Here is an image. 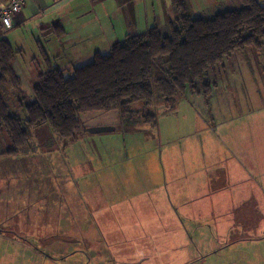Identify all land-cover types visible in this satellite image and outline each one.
I'll return each mask as SVG.
<instances>
[{"label": "rangeland", "instance_id": "374dc122", "mask_svg": "<svg viewBox=\"0 0 264 264\" xmlns=\"http://www.w3.org/2000/svg\"><path fill=\"white\" fill-rule=\"evenodd\" d=\"M69 1L72 19L87 12L65 29L71 34L59 37L53 26L39 33L34 24L5 33L20 50L13 62L20 87L7 89L11 114L27 117L19 101L34 102L37 77L50 68L45 54L63 53L60 65L88 64L92 57L76 55L95 46L108 54L147 26L170 35L177 17L173 0ZM185 1L189 14L203 19L243 6ZM82 30L91 32L87 39L59 42ZM221 65L206 79L209 97L188 91L169 105L156 92L148 109L156 127L124 129L116 110L81 113L86 133L76 140L38 129L28 151L0 154V264H264V196L253 179L234 180L237 172L224 162L231 140L242 144L250 134L264 160V41ZM102 128L108 131H96ZM10 147L5 134L1 149ZM221 171L218 200L231 204L250 191L249 209L235 216L225 203L219 216L199 217V189Z\"/></svg>", "mask_w": 264, "mask_h": 264}, {"label": "trees", "instance_id": "16d2710c", "mask_svg": "<svg viewBox=\"0 0 264 264\" xmlns=\"http://www.w3.org/2000/svg\"><path fill=\"white\" fill-rule=\"evenodd\" d=\"M9 1L0 0V4ZM241 2L239 9L203 19L189 14L185 0H173L177 17L169 22L170 35L151 27L127 35L108 54L97 52L91 62L72 71L50 67L40 73L33 88L34 102L19 101L26 118L11 114L7 101L8 86L20 87L13 69L20 50L0 38V154L28 151L38 129L76 140L86 133L81 113L116 110L124 129L139 124L156 127L157 114L148 111L156 103V92L169 105L188 91L209 97L213 84L206 79L225 58L236 50L263 44L264 6L257 0ZM52 32L59 37L65 34L59 23ZM5 134L11 147L1 149Z\"/></svg>", "mask_w": 264, "mask_h": 264}, {"label": "crops", "instance_id": "0c3cea01", "mask_svg": "<svg viewBox=\"0 0 264 264\" xmlns=\"http://www.w3.org/2000/svg\"><path fill=\"white\" fill-rule=\"evenodd\" d=\"M69 0H28L23 9L20 11L19 14H17L14 17L13 20V27L9 30H4L0 28V38L4 37L6 38L10 36V34L4 36L5 33H9L14 27H27L29 25L34 24L35 31L41 33V30L46 29L47 27H51L54 24H60L62 25L65 35L71 34L72 30H68V33L65 29H68L69 25L75 20L77 21L81 16L85 15L87 12H79V14H75L76 18L72 19L71 15L74 14V10L70 11L67 9V6L69 4ZM205 6L208 4L213 3H221L222 0H201ZM223 2H226L224 0ZM71 14H68L69 12ZM74 21V22H75ZM34 22V23H33ZM37 23V24H36ZM77 24H73L75 26ZM98 27L102 26V21H98L96 24ZM65 27V28H64ZM151 27L147 26V29ZM72 29V28H71ZM88 32L87 30H82V35L78 36L77 38H72V36L68 39H61L59 42H77L87 39L89 36H87ZM140 33V32H139ZM6 38V39H8ZM11 43V42H10ZM12 45V44H11ZM13 46V45H12ZM99 46H95L91 49H87L84 51L83 55L79 54L76 55L80 58L85 59H91L97 52H102ZM107 49V48H103ZM63 58V53H49L45 54V59H47V65L49 67H59L62 69H68L76 67L75 62L69 61V62H62L63 64L60 65L58 61H60ZM77 58V57H76ZM75 58V59H76ZM54 60V61H52ZM52 62H54V65H52ZM83 65V64H82ZM80 66V64H79ZM252 128V125L250 126ZM248 133V131H246ZM234 144L232 145L233 148L228 147L230 155L228 158L225 159L224 162L229 163L232 165L234 170L237 172V176L234 177L235 179H241V178H250L255 181L257 186L260 189L261 195L264 196V170L262 168V165L264 164V160L261 159V155H258L259 152L256 150V147H253V134H250L248 137H244L242 144H239L240 141L231 140ZM264 143V142H263ZM256 150V151H255ZM264 151V150H263ZM224 170V169H223ZM238 172H241L242 174H239ZM225 175L224 171H221V175L216 177L214 180H207L203 187L199 189L198 196V203L197 207L199 209V217L202 215H211L213 217L219 216L220 209L224 208L223 204L228 203L231 207V209L235 212L233 215H242L243 213H238L237 211H246L249 209V204L246 202V198L248 199L249 203L251 202L250 196L252 195V192L249 191V193H240V196L243 198L240 199V201H232L230 204L229 200H218L217 193L219 192V187L221 186V177ZM220 185V186H219ZM228 186V185H227ZM226 186V187H227ZM228 188V187H227ZM234 188L229 187L228 195H231L233 193ZM235 193V192H234ZM249 196V197H248ZM252 197V196H251ZM238 204H240L238 206ZM245 211V212H246ZM227 223V222H226ZM228 227V226H227ZM229 229V228H228Z\"/></svg>", "mask_w": 264, "mask_h": 264}, {"label": "built area", "instance_id": "2783aa9c", "mask_svg": "<svg viewBox=\"0 0 264 264\" xmlns=\"http://www.w3.org/2000/svg\"><path fill=\"white\" fill-rule=\"evenodd\" d=\"M28 0H10L0 4V27L9 30L13 27L14 17L20 13Z\"/></svg>", "mask_w": 264, "mask_h": 264}, {"label": "water", "instance_id": "95a60500", "mask_svg": "<svg viewBox=\"0 0 264 264\" xmlns=\"http://www.w3.org/2000/svg\"><path fill=\"white\" fill-rule=\"evenodd\" d=\"M96 131L103 132V131H108V129L102 128V129H97Z\"/></svg>", "mask_w": 264, "mask_h": 264}]
</instances>
